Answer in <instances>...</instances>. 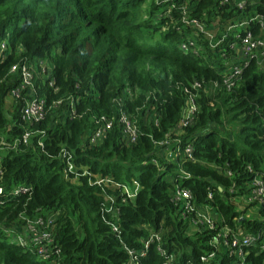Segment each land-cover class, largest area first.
I'll list each match as a JSON object with an SVG mask.
<instances>
[{"label":"trees","instance_id":"1","mask_svg":"<svg viewBox=\"0 0 264 264\" xmlns=\"http://www.w3.org/2000/svg\"><path fill=\"white\" fill-rule=\"evenodd\" d=\"M236 1L0 0V46L8 45L0 52V264H130L128 251L137 264H164L154 243L145 249L158 233L179 264H198L223 226L264 239V213L242 219L229 204L264 175V62L240 65L230 90L223 86L229 70L212 64L221 54L236 61L228 46L246 31L264 39V28L252 21L264 19V0H245L242 9ZM183 17L197 20L211 38ZM242 22L245 29L228 31ZM34 60L51 67L50 78L36 80L35 88L52 109L29 125L21 120L25 93L9 115L5 104L21 82L11 68ZM190 99L193 119L178 128ZM122 113L136 129L134 143L123 131ZM102 118L111 121L110 130L92 145ZM230 124L237 125L232 138L220 130ZM187 146L192 161L184 157ZM166 147L180 149L176 159L157 157ZM133 182L138 190L129 200L122 187ZM177 189L191 194L196 209L213 210L218 228L189 236V221L173 202ZM107 199L116 221L104 212ZM36 221L38 234L54 237L58 255L51 251L44 260L32 243L20 247L6 238V230L22 232ZM244 251L247 264H264V251ZM234 261L223 256L220 264Z\"/></svg>","mask_w":264,"mask_h":264},{"label":"built area","instance_id":"2","mask_svg":"<svg viewBox=\"0 0 264 264\" xmlns=\"http://www.w3.org/2000/svg\"><path fill=\"white\" fill-rule=\"evenodd\" d=\"M230 0H220V4H226ZM245 5V0H239L236 1V7L239 9H242ZM186 8H183V13L185 14ZM183 22L189 23V25H192L197 31H200V33L206 34L208 38H211L210 33L205 31L202 27V25L197 20H188L186 17L182 18ZM252 21H255L257 25L261 29L264 28V19L262 17H255ZM248 25L247 22H242L240 24L234 25L228 29V31L234 30V29H245V27ZM226 38V34L222 36L220 39L217 40L214 47L218 46L219 43L224 42V39ZM237 42H232L229 44V50H237L239 52L240 56H237V60H241L238 64H233L232 69L229 70V76L224 77L223 86L230 90L233 86V82L231 81L232 77L235 75H238L240 73V65L245 64L246 61L250 58H252V54L260 49L264 50V41L252 37L250 31H246V34L244 37L236 36L235 37ZM8 48V45L6 46L5 43L1 44L0 46V52H3ZM183 51H187L185 46H182ZM224 58V57H223ZM235 61V62H236ZM245 62V63H244ZM46 62H40L35 61L34 62H27L20 66H13L10 70V74H16L19 73L20 76V84L18 88L11 90L9 93V96L12 98V100L18 101L21 99V96L25 93L28 98H23L24 105L21 109V120L29 125L37 124L40 121H42L46 114L50 112L52 109L51 107H47L46 99L44 97H38L36 88H35V81L36 80H42L45 81L46 79H49L51 76V67ZM48 71H50L48 73ZM52 85V81L49 83ZM198 88L199 86L196 85ZM61 102H57L53 105H59ZM70 117H75V111L73 110V102H70ZM196 108L194 105L193 100H189L186 104V107L183 111V117L180 121L179 127L182 128L188 125L192 119L193 114L195 113ZM102 122H104L103 127L101 129H98L93 133V135L90 138V144L95 145L101 141V139L105 136V134L110 130L111 127V121L101 119ZM120 122L124 126V133L126 134L128 140L130 143H134L136 141V129L129 120V118L122 113L120 116ZM31 138L30 133L25 132L22 136V142L24 145H27L29 140ZM41 146V143L38 144ZM162 146V145H161ZM180 149L175 148L174 150H167V156L169 159L174 160L177 158L178 153ZM183 154L185 159H188L190 161L193 160L192 156V148L187 146L183 150ZM66 165L68 166L69 170L73 169V166L70 162V157L67 158ZM85 175V174H84ZM103 181H98L97 184H101ZM250 190L247 194H245L247 202L257 207L261 213H264V175L263 176H256L251 185ZM138 190V185L133 182V187H122V194L126 196V199L133 200ZM27 192V190H21L18 191L16 194L24 195ZM1 194V191H0ZM192 197L191 194L182 189H177L174 192L173 196V202L177 205V207L181 210L182 217L185 218V214H188V216H191V220L197 221L198 217L196 215V218L194 217V213L197 212L198 208L196 209L195 206L192 205ZM113 201L111 199H107L106 205L104 207V212L111 217L113 220H117L116 214L117 210L113 206ZM187 216V217H188ZM204 220L209 223L208 219L204 218ZM107 225L110 226L111 230L113 232H117V227L113 224V221L107 222ZM212 225V224H211ZM42 223L39 221L28 223L26 228L22 232H15V228H10L5 231V236L8 239V241L15 245L20 247L27 246V243H32V245L38 249L36 252L37 254L42 257V259H47V257L51 256L52 254L58 255L59 249L54 245V237L46 232H37V227H41ZM225 229V231H221L222 229ZM208 230H215L212 226L207 227ZM219 231L221 232V235H218ZM219 231L216 232V234L212 237L211 241L209 242V246L213 248V250L209 251L207 254L199 257L198 264H220L222 261L223 256H227L228 258H235V261L233 264H247L245 257L247 256L244 249L245 248H257L258 252L264 251V239L263 235L261 233L258 234H249V235H240V233H234L227 227H222L219 229ZM30 233L33 234L32 237H30ZM30 237V238H29ZM30 239V240H29ZM219 240V241H217ZM154 243L156 252L159 255V257L164 261V264H174L173 257L174 255L172 253H168L165 248H163V244L161 242V236L160 234H151L149 241L145 245V249L148 247V244ZM217 242V243H216ZM221 242V244H220ZM216 243V244H215ZM38 244V245H35ZM220 245L223 247L221 248ZM221 249V250H220ZM221 252V255L219 254ZM128 255L130 256V264H137V256L134 255L132 252L128 251ZM146 254L145 252H141L139 254L140 257H144Z\"/></svg>","mask_w":264,"mask_h":264},{"label":"rangeland","instance_id":"3","mask_svg":"<svg viewBox=\"0 0 264 264\" xmlns=\"http://www.w3.org/2000/svg\"><path fill=\"white\" fill-rule=\"evenodd\" d=\"M217 21L214 22V25H216ZM217 29V27H213L212 31H215ZM204 36H206V34H204ZM207 37V36H206ZM262 41H264V39H261ZM220 44V43H219ZM214 49V48H213ZM233 53H235L236 56H240L239 52H237V50H233ZM252 58L255 59H259L260 61H262L260 63V65L263 64L264 62V50L260 49L255 51L252 54ZM234 59L231 57L229 60H225L223 58V54H221V57L219 58L218 61H212L213 65L218 66V64H221V70H224L226 68L227 69H232L233 67V63H234ZM239 62H241V60H237L235 62V64H238ZM218 68H220L218 66ZM213 92V90L210 89V93ZM13 100L12 98L8 95L7 99H6V104H5V110L8 113H11L10 111L13 109ZM237 129V125L236 124H230V125H224V127L222 129H220L222 132L225 133H229L230 137L232 138L233 135V131H235ZM167 147L165 149H159L158 152L156 153L157 157L160 158L161 160L164 159H168L167 156ZM175 148L171 149L174 150ZM229 204H231L232 206L235 207V211L237 213H240L242 216V219H259L260 218V210L255 207L250 205L247 200L245 195L241 196V197H236V198H231L229 201ZM196 215L198 217V220L194 221L191 220V217L187 218L188 214H185V220L189 221L188 227V235L191 236L193 235L195 232H202L203 230L207 229L208 226H212L213 228H218V225L221 223L220 217L217 216L215 214V212H213V210L209 209V208H198L197 212L194 213V217L196 218ZM204 218L208 219L209 223H207ZM212 224V225H211ZM219 231V229H218ZM221 231H225V229L223 228ZM218 235H221V232L219 231ZM219 241V240H217ZM35 243V242H32ZM217 243V242H216ZM215 243V244H216ZM221 244V242H220ZM38 245V244H35ZM221 248H223L220 245ZM221 250V249H220ZM221 255V252L219 253ZM174 260V264H179V261L177 259H175V256L173 257Z\"/></svg>","mask_w":264,"mask_h":264}]
</instances>
